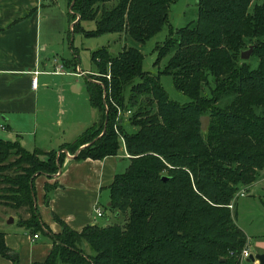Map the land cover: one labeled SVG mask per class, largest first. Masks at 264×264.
Masks as SVG:
<instances>
[{"label": "trees", "instance_id": "16d2710c", "mask_svg": "<svg viewBox=\"0 0 264 264\" xmlns=\"http://www.w3.org/2000/svg\"><path fill=\"white\" fill-rule=\"evenodd\" d=\"M175 1L68 0L70 15L78 17L72 31L124 33L132 45L91 52L110 80H85L99 117L73 141L44 151L0 137V203L28 213L19 225L44 230L34 180L55 173L66 149L81 160L124 147L129 161L109 184L104 208L113 219L75 230L54 215L62 230L52 234L45 261L34 264H239L247 235L230 205L264 168V0L253 6V0H197L195 19L157 46L155 63L172 53L152 73L143 69L138 45L167 22ZM81 21H93L94 29L81 31ZM251 44L250 57L242 58ZM160 72L170 73L189 100L170 99ZM118 107H134L128 119L134 129L125 130ZM202 114L209 116L205 130ZM53 186L45 183L46 200ZM0 255L18 264L2 229Z\"/></svg>", "mask_w": 264, "mask_h": 264}, {"label": "crops", "instance_id": "0c3cea01", "mask_svg": "<svg viewBox=\"0 0 264 264\" xmlns=\"http://www.w3.org/2000/svg\"><path fill=\"white\" fill-rule=\"evenodd\" d=\"M48 9L47 0H0V136L29 150L38 147L47 151L71 142L99 117L89 102L88 107L84 105L83 117L77 116L68 129H61L62 115L66 113L63 109L67 98L65 93L69 91L75 97L85 85L86 72L89 71L82 69L78 60L72 64V58H77L72 47L71 56L59 55L42 39V25L48 19ZM52 75L66 76L64 83H68V88L62 86L57 96L58 91L49 82ZM82 75L84 82L78 79ZM75 101L73 99L70 109L73 116L76 115ZM52 113L58 115L56 119H51ZM53 122L52 129L41 138L36 131L39 124ZM73 155L68 153L55 173H39L35 177V203L44 230L33 231L19 225L17 219L23 212L0 203V229L5 232L6 244L17 253L18 264L45 261L52 248V234L62 230L54 215L75 230L94 222L105 224L113 219L103 205L110 201L109 184L114 175L128 164L124 147L118 153L102 158L76 160ZM47 182L54 186L46 200ZM254 182L243 190V194ZM102 197L105 202H101ZM96 205L103 210L100 216L95 213ZM27 215L23 214V217ZM99 218L104 222H98ZM33 233L37 236L34 237ZM0 264L14 263L0 255Z\"/></svg>", "mask_w": 264, "mask_h": 264}, {"label": "rangeland", "instance_id": "374dc122", "mask_svg": "<svg viewBox=\"0 0 264 264\" xmlns=\"http://www.w3.org/2000/svg\"><path fill=\"white\" fill-rule=\"evenodd\" d=\"M257 1L262 0H253L251 6H253ZM47 4L49 6L47 13L48 19L44 21L42 25V29L44 31V37H42V39L47 41L49 47H52V50H56L59 55L67 54L68 56H71L70 47H72L76 51V60H78V64L80 65V67L84 70L89 71L86 72V76L88 79L97 81L99 83H102L101 80H103V77L110 80L109 73L105 74L106 76H103L100 72L97 71L96 66L91 61V52L94 49L102 46L110 47V51L116 52L120 50L124 45H132V41L124 33H104L96 36H85L79 30L72 31L70 25L73 24L75 20L77 21L78 17L75 18L70 15L68 0H47ZM196 15L197 0H176L170 5L167 22L164 23L161 29L157 31L151 38L146 40L143 44L138 45L143 53V69L149 70L152 73H158V71L164 67L165 62L172 51L167 55H164L158 63H155L157 57V46L161 45L168 38L171 32L194 20ZM80 25L81 26H79V29L81 31H83V29L92 31L95 27L93 21H81ZM73 59H75V57H73L72 60ZM53 76L55 77V79ZM65 77L66 76L63 75L50 76V86L58 91V93L56 92V96L61 92L62 86H67L68 88V83H64V80H67L64 79ZM78 79L84 82L85 77L82 75L78 77ZM159 80L170 99H173L180 103H184L189 100L187 94L179 90L174 85L173 78L170 73L160 72ZM128 93L129 88L126 87L124 91L125 99L128 98ZM65 95L67 98L64 100L63 109L64 111H66V113L62 115L64 123L61 129L63 128L66 130L69 128V125L72 122L76 121L77 116H84L83 108L84 105L85 107H88L89 98L85 85L80 92L75 94V97L73 94H70L69 91L68 93L66 92ZM73 99H76V115L74 116L72 115L70 110ZM51 103L53 104V100ZM133 110L134 107H132L130 111H128L127 109L124 111L121 110L120 112V118L123 116L124 128L127 131L135 128L134 126L130 125L128 120L132 115ZM57 116V114L54 116V114L52 113L51 119H56ZM100 119L102 120V118ZM53 124L54 122L40 123L36 130L38 131L39 136L43 138L44 135H47L52 129ZM100 124L101 123L99 120L97 136H100L103 132V130L100 129ZM23 136L27 137V134H23ZM0 137L6 139L3 136ZM120 139L123 144V138L120 137ZM75 152L76 150L73 151L66 149L65 154L67 156L68 153L74 154ZM126 154L128 155L127 152ZM239 191L236 193L235 199L233 200L230 207L235 212V220L237 224L242 228V230L248 237V243L246 240L243 247L249 245L248 248L250 249L251 253L264 252V168L261 172V175L257 178V180L246 193L240 195L238 194ZM101 202H105V197H102ZM105 210L106 212H108L106 208ZM98 222H104V219L99 218ZM87 250L89 249L87 248ZM239 264H254V262L246 257L242 259Z\"/></svg>", "mask_w": 264, "mask_h": 264}, {"label": "water", "instance_id": "95a60500", "mask_svg": "<svg viewBox=\"0 0 264 264\" xmlns=\"http://www.w3.org/2000/svg\"><path fill=\"white\" fill-rule=\"evenodd\" d=\"M253 47H255V44H251L248 47L242 49L240 52V56L242 58H248L252 53ZM199 119H200L201 129L205 130L209 122V116L207 114H202L200 115ZM108 204H110V201L108 202ZM248 259L252 260L253 262L257 261V264H264V252H256V253L250 252Z\"/></svg>", "mask_w": 264, "mask_h": 264}, {"label": "built area", "instance_id": "2783aa9c", "mask_svg": "<svg viewBox=\"0 0 264 264\" xmlns=\"http://www.w3.org/2000/svg\"><path fill=\"white\" fill-rule=\"evenodd\" d=\"M82 73H83V71H80V74H82ZM128 111H130V110L128 109ZM120 112H121V109L118 107V115H120ZM239 194H243V190L240 191ZM94 209H95V213L97 216H100L103 214V210L101 209V207L99 205H96ZM33 236L36 237L37 233H33ZM249 254H250V250H249L248 246H244L240 251L239 263L242 259H244L246 257L248 258Z\"/></svg>", "mask_w": 264, "mask_h": 264}]
</instances>
